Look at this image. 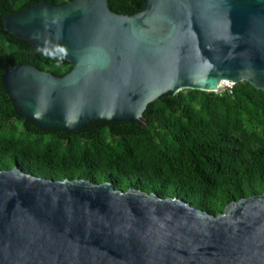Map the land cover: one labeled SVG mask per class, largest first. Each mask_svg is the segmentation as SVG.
<instances>
[{
	"label": "water",
	"instance_id": "obj_1",
	"mask_svg": "<svg viewBox=\"0 0 264 264\" xmlns=\"http://www.w3.org/2000/svg\"><path fill=\"white\" fill-rule=\"evenodd\" d=\"M132 16L106 0L42 1L3 30L70 64L57 78L9 67L1 85L41 129L142 122L164 94L221 81L264 92V0H142ZM0 264H264V194L213 216L177 198L85 180L0 171Z\"/></svg>",
	"mask_w": 264,
	"mask_h": 264
},
{
	"label": "trees",
	"instance_id": "obj_2",
	"mask_svg": "<svg viewBox=\"0 0 264 264\" xmlns=\"http://www.w3.org/2000/svg\"><path fill=\"white\" fill-rule=\"evenodd\" d=\"M45 1L0 0V171L54 181L109 183L177 198L213 216L242 198L264 194V92L243 82L219 94L182 90L146 107L142 122L92 123L79 131L41 129L24 120L1 85L12 66L60 78L70 64L3 30L2 19ZM132 16L142 0H106Z\"/></svg>",
	"mask_w": 264,
	"mask_h": 264
},
{
	"label": "bare ground",
	"instance_id": "obj_3",
	"mask_svg": "<svg viewBox=\"0 0 264 264\" xmlns=\"http://www.w3.org/2000/svg\"><path fill=\"white\" fill-rule=\"evenodd\" d=\"M228 85L231 86V85H233V84H231V83H229V82H227V81H221V82H219L218 85L215 87L214 91L219 92V91H221L223 88L227 87ZM229 86H228V87H229ZM225 89H226V88H225Z\"/></svg>",
	"mask_w": 264,
	"mask_h": 264
},
{
	"label": "built area",
	"instance_id": "obj_4",
	"mask_svg": "<svg viewBox=\"0 0 264 264\" xmlns=\"http://www.w3.org/2000/svg\"><path fill=\"white\" fill-rule=\"evenodd\" d=\"M232 86H233V85H231V86L227 87V88H226V89H224V90H230V89L232 88Z\"/></svg>",
	"mask_w": 264,
	"mask_h": 264
},
{
	"label": "rangeland",
	"instance_id": "obj_5",
	"mask_svg": "<svg viewBox=\"0 0 264 264\" xmlns=\"http://www.w3.org/2000/svg\"><path fill=\"white\" fill-rule=\"evenodd\" d=\"M228 86H229V85H228ZM228 86H227V87H228ZM227 87H225V88H227ZM225 88H223L222 90H224ZM224 91H225V90H224ZM224 91H221V92H224Z\"/></svg>",
	"mask_w": 264,
	"mask_h": 264
}]
</instances>
